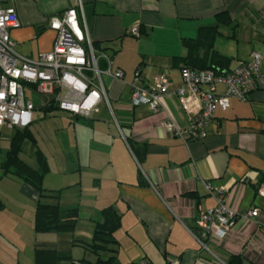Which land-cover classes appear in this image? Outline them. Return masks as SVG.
Wrapping results in <instances>:
<instances>
[{"label":"crops","instance_id":"1","mask_svg":"<svg viewBox=\"0 0 264 264\" xmlns=\"http://www.w3.org/2000/svg\"><path fill=\"white\" fill-rule=\"evenodd\" d=\"M9 7L19 20L9 36L20 54L36 59L49 52L56 36L49 18L74 8L97 49L124 76L103 77L113 115L104 104L91 119L67 113L51 145L41 149L34 134V141L22 142L19 158L42 170V187L57 195L41 202L57 203L62 214L76 211L71 231L34 230L38 192L13 167L4 173L15 129L0 126V264H33L36 247L55 249L64 258L60 264H71L70 259L94 264L113 254L109 264H264V233L249 226L238 224L219 244L207 243L206 248L192 234L197 233L199 211L215 206L206 183L226 189L230 208L256 206L264 212V198L256 193L264 183V0H0V9ZM133 26H138L139 37L130 34ZM214 26L211 49L201 48L198 56L204 62L212 52L224 56L227 67L217 72L227 73L252 52L261 53L257 87L246 100L230 98L228 108L217 107L205 138L184 142L165 132L162 122L169 115L179 127L189 124L174 94L188 55L184 41L195 39L200 28ZM136 69L144 85L159 74L169 81L156 114L146 105L129 104ZM108 114L113 125L98 118ZM25 141L32 145L35 166L21 157ZM106 207L120 216L117 245L109 247L116 252L96 254L83 245L91 241Z\"/></svg>","mask_w":264,"mask_h":264},{"label":"built area","instance_id":"2","mask_svg":"<svg viewBox=\"0 0 264 264\" xmlns=\"http://www.w3.org/2000/svg\"><path fill=\"white\" fill-rule=\"evenodd\" d=\"M18 26L13 7L0 9V126L25 128L32 123L35 107L26 97L27 87L42 96V110L57 108L74 117L91 119L104 104L113 115L103 77L122 80L123 71L113 70L111 58L94 47L84 19H79L74 8L49 18L48 26L56 36L51 50L36 59L16 51V42L10 38L9 30ZM130 34L139 37L138 26H133ZM99 60L104 62L103 67ZM261 61L262 54L254 51L248 61L239 62L236 68L221 74L182 66L181 84L174 94L189 116V124L179 127L168 115L162 122L165 132L184 142L205 138L206 126L217 107L228 108L230 98L244 101L257 87ZM141 80V72L136 69L129 83V104L146 105L156 114L162 109V98L168 94L169 81L164 74L155 76L150 85H144ZM218 86L222 87L221 91ZM205 186L215 206L200 210L195 219L197 233L192 234L201 246L219 244L238 224L251 227L255 233H264V212L258 207L246 211L230 208L224 187L214 188L209 183ZM256 193L264 198V183L257 186ZM244 253H248L246 246ZM213 256L215 261H222L216 254Z\"/></svg>","mask_w":264,"mask_h":264},{"label":"trees","instance_id":"3","mask_svg":"<svg viewBox=\"0 0 264 264\" xmlns=\"http://www.w3.org/2000/svg\"><path fill=\"white\" fill-rule=\"evenodd\" d=\"M221 15L229 21L225 12ZM216 32L217 26L200 28L195 39L184 41V44L188 49V55L185 58L183 66L194 69L198 68V70H207L214 74H221L220 72H217V70L227 67V59L224 56L212 52L209 62H204L201 57L198 56V52L201 48L208 51L211 49ZM93 45L97 48L96 44L93 43ZM14 129L15 132L10 140V146L2 165L4 173L9 172L10 167H13L14 174L38 192V202L34 215V230L36 232L71 231L76 221V211L71 209L67 210L65 214H62L57 203H42L41 199L47 195H51L54 198H57V195L48 194L51 192L42 187V170L32 168L19 158L22 142L25 139L32 141L35 140L31 129L29 126ZM102 216V221L97 223L94 228L91 241L85 243L83 246L90 252L96 254L100 251H110L111 253H115L116 250L109 247L117 245L115 232L120 226V216L111 207L104 208L102 210ZM114 257L115 255L113 254L107 260L98 259L94 264H109ZM62 259L64 258L53 248L36 247L34 249L33 264H60ZM70 262L71 264H91L84 259L77 261L70 259ZM229 264H232L231 261H229Z\"/></svg>","mask_w":264,"mask_h":264},{"label":"rangeland","instance_id":"4","mask_svg":"<svg viewBox=\"0 0 264 264\" xmlns=\"http://www.w3.org/2000/svg\"><path fill=\"white\" fill-rule=\"evenodd\" d=\"M26 97L29 98L33 104L35 109L33 110V122L29 125L30 129L32 130L33 134L37 138L38 146L42 149L44 145H51L54 141L53 136L55 132H61V128L65 125L67 122V113L64 111H61L57 108L52 109L51 111H43L42 106V96L33 89L26 88ZM103 116H99V120L102 119L107 123H110L113 125V122L111 117L108 115H105V117L101 118ZM96 122H100V121ZM32 145L30 142L25 141L23 150L21 152V157L26 160L31 165L35 166L34 157L31 152ZM71 194V193H69ZM67 196L68 193H66ZM43 201V199L41 200ZM41 234V235H40ZM38 233L37 235V241L40 243L42 242V233Z\"/></svg>","mask_w":264,"mask_h":264},{"label":"water","instance_id":"5","mask_svg":"<svg viewBox=\"0 0 264 264\" xmlns=\"http://www.w3.org/2000/svg\"><path fill=\"white\" fill-rule=\"evenodd\" d=\"M48 109H51V108H48Z\"/></svg>","mask_w":264,"mask_h":264}]
</instances>
